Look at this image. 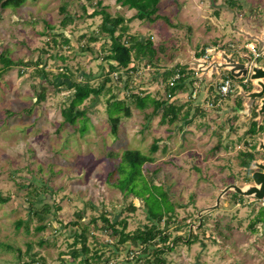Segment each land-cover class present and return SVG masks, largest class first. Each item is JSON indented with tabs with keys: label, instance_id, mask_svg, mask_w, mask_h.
<instances>
[{
	"label": "rangeland",
	"instance_id": "obj_1",
	"mask_svg": "<svg viewBox=\"0 0 264 264\" xmlns=\"http://www.w3.org/2000/svg\"><path fill=\"white\" fill-rule=\"evenodd\" d=\"M158 7L161 18L154 22L133 18L136 9L118 0H24L0 7V196L7 198L0 200V264L156 262L154 246L144 253L139 243L119 244L105 229L103 213L112 222L125 218V232L153 223L164 230L173 247L163 253V264H264V194L258 196L261 182L253 173L246 180L238 156L256 145L252 168L264 172V131L246 134L255 109L264 125L262 97L251 96L262 90L251 74L254 65L264 69V0H160ZM95 9L124 17L129 33L149 38L156 54L153 62L131 63V74L113 73L72 123L62 113L72 81L84 76L97 86L111 63L104 58L111 40L101 29L103 13L90 16ZM66 16L72 20L64 25ZM252 46L263 49L257 59ZM207 50L221 66L198 64ZM2 56L17 64L5 68ZM177 66L191 77L183 94L166 100L178 108L173 121L171 113L163 120L164 108L151 114L152 104L141 110L131 101L129 94L145 92L166 99L165 73ZM232 70L238 75L233 90L207 106V95ZM112 99L125 101L116 130L107 110ZM126 150L152 158L135 181L144 176L161 185L174 206L170 216L151 220L144 201L117 185ZM44 205L49 210L40 218L33 208ZM82 231L87 252L82 242L73 244ZM73 249H79L76 258Z\"/></svg>",
	"mask_w": 264,
	"mask_h": 264
},
{
	"label": "trees",
	"instance_id": "obj_2",
	"mask_svg": "<svg viewBox=\"0 0 264 264\" xmlns=\"http://www.w3.org/2000/svg\"><path fill=\"white\" fill-rule=\"evenodd\" d=\"M23 1L24 0H0V7H5L8 5H19ZM118 2L123 6H127L131 9H136V13L133 18L148 20L150 22H154L158 18H161V15L158 14V4L160 0H118ZM64 8L65 7H63V9ZM84 10L87 12L85 8ZM98 13H103L104 17L101 29L104 32L108 33L110 36L111 45L107 50L108 54L104 55V58L106 60H110L111 63L108 65L101 83L97 86L91 84L89 79H82V77L84 76H81V80L72 81L71 87L74 91L72 93L71 100L68 105L62 110L65 121H70L72 123L76 121L78 117L85 114V108L80 110L79 106L90 97H99L104 92L106 84L109 81H112L113 73H121L125 71L127 72V74H131L135 71V65L130 66L131 63H133L137 59H140L141 57L148 58L151 62H153V58L156 54V49L153 47V43L149 38L141 40L137 35L129 33V25L126 24V19L124 17H112L104 9H95L92 13H90V16H94ZM71 20V16H66L63 20L64 25L69 23ZM52 40L54 44L57 45L56 37L52 38ZM64 42L69 43V39L67 37H64ZM61 59H63V56H61ZM1 60L3 61L5 68H10L13 65L17 64L16 61L10 60V58L5 56H2ZM41 60H35L34 63H30L27 61L24 62V65H38ZM19 63H22V61H20ZM65 71L69 73L70 69L68 67H65ZM177 72L185 73L184 75L180 76V79L177 80L178 82L175 85H170V81L175 76V74H177ZM67 73L65 72V75L62 76L70 80L69 76H66ZM228 76L234 78V76L231 74H229ZM129 77L130 75L128 76V78ZM190 77L191 73L186 69V67L177 66L173 69L167 70V72L165 73V88L167 94L166 99L155 98L151 95L150 92H145L143 94L131 93L129 94V97H131V101L134 102L135 105L141 110L146 109L149 105L152 104L153 111L151 112V114L155 113L160 108H164L163 120L165 121L171 113L170 121H173L174 118L177 117L178 108L172 102L167 104L166 100L174 99L176 95L179 94V92L183 94L181 91L186 89L184 83ZM120 79L121 78H118V80ZM130 85L131 82L128 80L126 86ZM217 95L218 89H215L213 99H215ZM44 97L45 92L42 91L39 94V98L41 99ZM124 107L125 101L123 99H112L108 104L107 110L110 115V119L114 122L113 130H116L117 128V125L115 123L117 122V120H119V117L121 115L120 113ZM195 109L198 110L199 107L197 106ZM256 110L257 109L253 111V119L248 130L246 131V134L250 136L264 131V125L256 120V118L258 117V113L256 112ZM189 112L190 106L186 110V115H188ZM81 129H86L84 122L81 125ZM153 149H157V145H153ZM256 151V145H252V148H249V150L246 149V151H241L238 155L240 159V165L243 167L247 174L246 180H248V177L251 176V174L254 172L252 164L256 160ZM151 159V157L141 153L139 150L124 151L121 163L119 165V169L123 173V175L121 176L117 185L120 188H128L129 191H133L137 198H140L144 201L150 219L153 221H160L165 216H170L169 213L174 209L173 204L168 199L167 192L163 190L161 185L152 183V181L148 182V180L144 176H140V178L135 181V178L142 174L144 164ZM0 200L5 201L7 200V198H3L0 196ZM129 208L132 210L136 209L133 205H131ZM48 210L49 206L44 205L42 210L33 208V213L38 215L40 218H44L45 213ZM101 218L105 222V229H110V235L116 237L119 244L123 245L128 241H132L136 244L139 243L143 246L142 251L144 253H148L150 251L149 247L154 246L155 248L154 250H152L151 254L156 257V262L153 264H163V253L165 252L166 248L172 249L173 247V243L171 245H166L169 235L166 234L161 228H158L154 223L151 226L145 225L144 228L138 227L134 231L125 232L124 228H126L127 226V221L125 218L120 220L119 222H112L104 213L101 215ZM92 220L96 221V218H93ZM75 223L77 224V222ZM167 224L168 222L165 221L164 225L167 226ZM18 225H20V223ZM119 225H121V228L119 227ZM39 228H44V224H41ZM86 228L87 227L83 229L86 230ZM84 233L85 231H82V233L80 234H76L73 244L75 245L78 242H82L83 251L87 252L89 249L87 247V237ZM163 244H165V248L162 247ZM71 253L72 256L76 258L79 255V249H73ZM22 264L29 263L23 262Z\"/></svg>",
	"mask_w": 264,
	"mask_h": 264
},
{
	"label": "built area",
	"instance_id": "obj_3",
	"mask_svg": "<svg viewBox=\"0 0 264 264\" xmlns=\"http://www.w3.org/2000/svg\"><path fill=\"white\" fill-rule=\"evenodd\" d=\"M251 50L254 54L255 59L259 58L262 55L261 51L257 47L252 46ZM212 52H213V50H211V51L207 50V52L203 55L204 58L201 57V59H199L202 61H198V64L201 65L202 67H206L210 64L216 63V60L211 59L212 58ZM209 58L211 59V62H209V64H207ZM196 71H197L196 73L198 75H201V72H198V71H202V70L196 69ZM184 73L185 72H183V73L177 72V74H175V76L170 81V85H175L178 82L177 80H179L180 76L184 75ZM217 89H218V95H217L218 96L217 104H218L224 96H227L233 90V79L230 76H227L224 78L222 77L220 79V81L218 82ZM192 91H193V97L195 98L197 96V93L200 92V90L198 89V85L196 86V89L193 88ZM209 95L210 94L207 95V106L211 107V106H214V102H216V100L213 99V97H212L214 95L211 94V97Z\"/></svg>",
	"mask_w": 264,
	"mask_h": 264
},
{
	"label": "water",
	"instance_id": "obj_4",
	"mask_svg": "<svg viewBox=\"0 0 264 264\" xmlns=\"http://www.w3.org/2000/svg\"><path fill=\"white\" fill-rule=\"evenodd\" d=\"M259 50L262 51L263 49L260 47ZM262 56L264 57V53ZM249 59H250V57H249ZM215 65L221 66L220 64H216V63H215ZM252 70H253V72L251 74V78L257 79L260 82V85L262 86V90L256 91L255 93H251V96L253 98H254V96H257V97L261 96L262 97V105H261V109H260V114H262V112H264V97H263L264 96V81H261V80L264 79V69L254 65ZM248 73H249L248 67L246 66V68L243 69V76H247ZM231 74L233 76H238V75H236L234 70L231 71ZM252 176L254 179H256V181L261 182V188H259V189L255 188V190L257 191L258 196H262L264 194V172L254 171ZM250 192H252V190L248 191V193H250Z\"/></svg>",
	"mask_w": 264,
	"mask_h": 264
},
{
	"label": "clouds",
	"instance_id": "obj_5",
	"mask_svg": "<svg viewBox=\"0 0 264 264\" xmlns=\"http://www.w3.org/2000/svg\"><path fill=\"white\" fill-rule=\"evenodd\" d=\"M232 75V74H231ZM232 78V77H231ZM233 79V78H232Z\"/></svg>",
	"mask_w": 264,
	"mask_h": 264
}]
</instances>
